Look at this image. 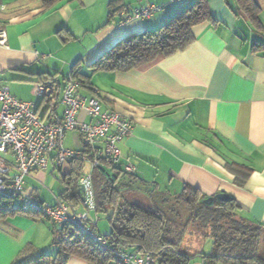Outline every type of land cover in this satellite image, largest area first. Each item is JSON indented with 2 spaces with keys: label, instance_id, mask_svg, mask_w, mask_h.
<instances>
[{
  "label": "crops",
  "instance_id": "1",
  "mask_svg": "<svg viewBox=\"0 0 264 264\" xmlns=\"http://www.w3.org/2000/svg\"><path fill=\"white\" fill-rule=\"evenodd\" d=\"M255 1L260 28L237 0H206L214 21L192 28L195 41L186 50L128 72H93L91 64L120 40L159 28L192 0H61L46 10L40 0H0V31L7 33L0 83L17 99L35 103L43 119L61 122L63 90L80 63L89 84L79 88V97L97 98L103 111L119 112L134 126L118 145V168L134 166L121 179L125 199L131 192L145 201L135 204L175 214L168 204L187 211L177 199L190 186L206 198L230 195L241 217L264 226V0ZM148 5L161 9L122 22V13ZM42 74L47 82L39 81ZM40 84H52V98L37 94ZM78 120L94 118L81 111ZM63 146L90 155L79 132H68ZM55 156L25 178V194L46 205L57 202L59 178L70 172ZM83 171L94 181L97 171L88 161ZM83 211L81 202L75 212ZM107 213L108 222L99 219L103 213H91L104 236L112 232ZM55 226L47 217L7 207L0 196V264H15L23 254L55 257ZM67 264L90 263L71 257Z\"/></svg>",
  "mask_w": 264,
  "mask_h": 264
},
{
  "label": "trees",
  "instance_id": "2",
  "mask_svg": "<svg viewBox=\"0 0 264 264\" xmlns=\"http://www.w3.org/2000/svg\"><path fill=\"white\" fill-rule=\"evenodd\" d=\"M43 8L50 9L61 0H40ZM241 11L258 28L260 7L255 0H237ZM112 13L110 14L111 17ZM207 21H214L206 0H192L159 28L140 34L129 35L120 40L113 48L102 54L93 64V72H128L146 65L158 57H169L186 50L194 41L192 28ZM110 23V22H108ZM80 63L72 68L73 79L82 85L89 84L79 70ZM45 74L39 75L41 82H47ZM70 78V79H71ZM84 146H86L84 144ZM90 151V150H89ZM102 165L95 168L94 176L97 211H112L111 234L108 249L99 246L81 235L71 226H55L58 253L55 257L48 254L28 257L23 254L15 264H67L71 257L83 259L90 264H107L115 259L112 250L125 248L149 254L157 264H192L193 257L179 252L184 241L187 224H178L160 209L148 210L125 199L121 190V179L125 172L118 166L103 159ZM69 174L59 178L62 191L59 199L68 204L72 212L80 206L83 193L79 180L83 176L85 162L74 159L68 163ZM123 172V173H121ZM243 185V181H239ZM207 199L201 192L187 186L184 194L177 199L190 212L189 220L209 227V237L213 240L211 253L203 255L204 264H264L260 255L264 226L241 217L236 200L230 197L223 201ZM11 201L6 205L11 206ZM38 215V214H35ZM116 262V261H115Z\"/></svg>",
  "mask_w": 264,
  "mask_h": 264
},
{
  "label": "built area",
  "instance_id": "3",
  "mask_svg": "<svg viewBox=\"0 0 264 264\" xmlns=\"http://www.w3.org/2000/svg\"><path fill=\"white\" fill-rule=\"evenodd\" d=\"M175 3L180 0H168ZM161 8L155 5L135 9L131 13H122V22L132 19L151 17ZM7 43V33L0 31V45ZM82 83L78 79H69L63 90L62 104L64 116L61 122L43 119L35 103L21 101L14 97L10 88L0 83V196L2 203L11 201L15 209L38 214L51 219L58 227L71 226L81 235L99 246L108 249L109 240L102 235L97 220L91 213L97 210L93 174H84L79 184L83 187L84 211L72 212L67 203L60 199L53 205H46L25 194V178L33 172L48 166L51 154L63 168L74 159L89 162L95 169L106 159L118 166L121 162L119 143L132 135L134 126L123 114L103 111L99 100L79 97ZM37 94L43 99L53 97L52 84H40ZM81 111L94 118L93 122H80ZM77 131L90 151L89 157L83 152L63 146L68 132ZM103 147H99L98 143ZM134 166L127 165L126 172H132ZM112 256L118 264H157L151 255L125 248L112 250ZM204 264V263H203Z\"/></svg>",
  "mask_w": 264,
  "mask_h": 264
},
{
  "label": "rangeland",
  "instance_id": "4",
  "mask_svg": "<svg viewBox=\"0 0 264 264\" xmlns=\"http://www.w3.org/2000/svg\"><path fill=\"white\" fill-rule=\"evenodd\" d=\"M75 134L78 136V132L75 131ZM79 145H80V142H79ZM96 171L98 172V169H96ZM96 180L97 178L95 177L94 181ZM126 194L128 197V198L126 197V199H128L130 202L136 203L137 201V203L143 204L141 202V201H144L142 197L138 196V199H137V196H134V194L131 192H127ZM168 205L171 206L172 208L173 207L176 208L175 214H170V213L167 214L171 218L172 221L174 220L178 224H184V225L187 224V222L189 223V225L187 226L184 241L181 243L179 247V252L192 256L193 257L192 264H201L203 261V255H207L211 253L212 248H213V240L211 237H209V234L211 232L210 228L200 223L190 221L189 220L190 212L188 210L181 211L178 204L171 201L170 204ZM109 216L110 215L108 213L107 214L103 213V214H100L99 219L108 222ZM260 255L264 257V235L262 236V239H261Z\"/></svg>",
  "mask_w": 264,
  "mask_h": 264
},
{
  "label": "water",
  "instance_id": "5",
  "mask_svg": "<svg viewBox=\"0 0 264 264\" xmlns=\"http://www.w3.org/2000/svg\"><path fill=\"white\" fill-rule=\"evenodd\" d=\"M80 191L83 192V187H82V186L80 187ZM230 197H231V196L228 195V194H226V193H219V194H217V195L214 196V197H209V198L205 199L204 202H205L206 204H211V203L214 201L215 198H216V199H219V200L226 201V200H229ZM83 200H84V198H83Z\"/></svg>",
  "mask_w": 264,
  "mask_h": 264
}]
</instances>
